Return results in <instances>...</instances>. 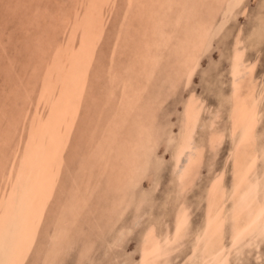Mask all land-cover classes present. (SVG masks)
Listing matches in <instances>:
<instances>
[{
  "label": "rangeland",
  "instance_id": "obj_1",
  "mask_svg": "<svg viewBox=\"0 0 264 264\" xmlns=\"http://www.w3.org/2000/svg\"><path fill=\"white\" fill-rule=\"evenodd\" d=\"M0 264H264V0H0Z\"/></svg>",
  "mask_w": 264,
  "mask_h": 264
},
{
  "label": "bare ground",
  "instance_id": "obj_2",
  "mask_svg": "<svg viewBox=\"0 0 264 264\" xmlns=\"http://www.w3.org/2000/svg\"><path fill=\"white\" fill-rule=\"evenodd\" d=\"M93 2V1H92ZM95 10V9H94ZM151 18V17H150ZM98 21V20H97ZM103 23V22H102ZM101 24V23H100ZM130 24V23H129ZM102 25V24H101ZM103 29V28H102ZM163 45L161 44H158V47H162ZM91 51V50H90ZM59 52V51H58ZM83 52V51H82ZM94 52V51H93ZM56 54V53H55ZM59 54V53H58ZM71 56V55H70ZM47 63V62H46ZM49 63V62H48ZM73 63V62H72ZM76 64V63H75ZM46 65V64H45ZM44 65V66H45ZM47 68V67H46ZM66 69V68H65ZM80 69V68H79ZM45 70V69H44ZM78 71V70H77ZM45 72V71H44ZM82 72V71H81ZM122 72V71H121ZM84 73V72H83ZM76 76V75H75ZM80 76V75H79ZM68 78V77H67ZM67 82V81H66ZM61 86V85H60ZM64 88V87H63ZM69 88V87H68ZM47 90V89H46ZM44 92V91H43ZM45 94V93H44ZM56 94V93H55ZM52 96V95H51ZM59 97V96H58ZM60 98H62V97H60ZM131 105V104H130ZM125 110V109H124ZM46 115V114H45ZM119 125V124H118ZM114 129V128H113ZM65 129H63V131H64ZM33 137V136H32ZM99 153V152H98ZM20 155H22V154H19V158H20ZM18 158V159H19ZM10 181V180H9ZM11 182V181H10ZM11 184H12V182H11ZM8 187H9V185H8ZM7 187V188H8ZM7 188H5V189H7ZM7 191V190H6ZM2 193V192H1ZM4 194V193H3ZM5 194H6V192H5ZM2 196V195H1ZM6 197V196H5ZM1 199H2V197H1ZM6 200V199H5ZM46 201V200H45ZM2 204V203H1ZM8 209V208H7ZM33 225H35V224H33ZM28 229V228H27ZM27 255V254H26Z\"/></svg>",
  "mask_w": 264,
  "mask_h": 264
}]
</instances>
